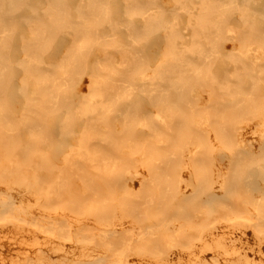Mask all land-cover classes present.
<instances>
[{"label": "bare ground", "instance_id": "1", "mask_svg": "<svg viewBox=\"0 0 264 264\" xmlns=\"http://www.w3.org/2000/svg\"><path fill=\"white\" fill-rule=\"evenodd\" d=\"M111 2L0 0V264H264V0Z\"/></svg>", "mask_w": 264, "mask_h": 264}, {"label": "rangeland", "instance_id": "2", "mask_svg": "<svg viewBox=\"0 0 264 264\" xmlns=\"http://www.w3.org/2000/svg\"><path fill=\"white\" fill-rule=\"evenodd\" d=\"M116 4H117L116 0L115 1L112 0V2L110 3L111 6H114V5L116 6ZM180 27L182 30H186V27H188V26H187V24L183 23L180 25ZM41 64H45V63H41ZM47 65L51 66V64H47ZM63 77H64V74H63ZM146 124H148V122H146L145 119L139 120L138 122H136L134 124H132L130 121H128L127 123L122 124L121 128H123V130H125V129L128 130L132 125H134L135 127H138V128H144L146 126ZM73 125H74V129L76 128L78 131L77 124L73 123ZM76 135H78V132H76ZM58 137L59 136H54V138L52 139L53 141H52V144L50 146L51 149L60 148L61 145L63 146V144H64L63 140L59 139L60 137L59 138ZM57 140H59V141H57ZM66 142L71 143V138L68 137L66 139ZM1 152H2V150H0V159H4V155H3L4 153H1ZM134 155H136V154H133V156ZM12 162L14 163V159H12ZM27 174L29 175V173H27ZM75 176H76V174H75ZM121 192H124V190H121ZM134 195L136 196V198H135L136 204H127L126 205L127 207L131 206V207H135L136 210H141V209L146 208V207L147 208L148 207L153 208L156 206V204H147L144 190H138L134 193ZM114 202H115V200H109V203H111V204ZM11 204H15L14 198L9 193H7V191L3 190L0 187V210L4 209L6 207V205L12 208ZM173 207H175V205H173ZM142 212L140 211L138 215L142 216ZM176 218H177V212L175 211V208L169 209L167 211L166 216L161 215V214L158 215L157 219L159 220V222H158V224L155 225V227L153 226L154 227L153 230L156 231L157 233H161V232L165 231V229L167 230V228L171 227L174 224V220ZM147 221H148V219H143V220L139 221L137 224H135V226H137V228L134 226L135 231H137V229H142V228L144 229V224H146Z\"/></svg>", "mask_w": 264, "mask_h": 264}]
</instances>
